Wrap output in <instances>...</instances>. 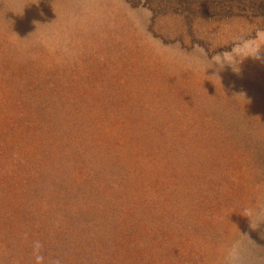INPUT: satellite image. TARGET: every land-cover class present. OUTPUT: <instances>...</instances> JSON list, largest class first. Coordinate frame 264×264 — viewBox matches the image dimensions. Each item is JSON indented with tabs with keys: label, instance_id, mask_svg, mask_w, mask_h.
<instances>
[{
	"label": "rangeland",
	"instance_id": "rangeland-1",
	"mask_svg": "<svg viewBox=\"0 0 264 264\" xmlns=\"http://www.w3.org/2000/svg\"><path fill=\"white\" fill-rule=\"evenodd\" d=\"M0 264H264V0H0Z\"/></svg>",
	"mask_w": 264,
	"mask_h": 264
}]
</instances>
